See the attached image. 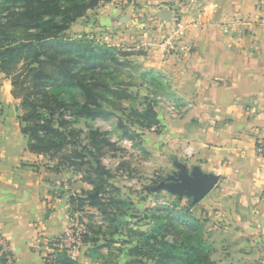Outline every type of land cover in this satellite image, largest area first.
<instances>
[{
  "label": "crops",
  "instance_id": "crops-1",
  "mask_svg": "<svg viewBox=\"0 0 264 264\" xmlns=\"http://www.w3.org/2000/svg\"><path fill=\"white\" fill-rule=\"evenodd\" d=\"M132 2L107 6L101 28L118 31L117 46L139 44L145 67L170 82L183 106L192 105L182 118L166 121L162 139L174 159L191 148L188 167L219 178L202 205L218 221L213 236L222 238L226 260L264 264V152L258 151L264 139V0ZM167 9L180 13L187 32L166 59L163 42L173 20L163 23L157 14ZM20 115L11 81L0 72V247L11 254L10 264H46L54 253L50 243L72 224L70 198L91 187L72 172L54 173L44 156L28 151ZM90 249L72 256L79 264H103Z\"/></svg>",
  "mask_w": 264,
  "mask_h": 264
},
{
  "label": "trees",
  "instance_id": "trees-1",
  "mask_svg": "<svg viewBox=\"0 0 264 264\" xmlns=\"http://www.w3.org/2000/svg\"><path fill=\"white\" fill-rule=\"evenodd\" d=\"M109 1L0 0V72L11 81L12 95L20 101L19 121L28 151L55 163L50 168L54 173L71 171L91 187L70 198L73 215L87 206L113 226L110 238L105 233L101 240L97 237L100 232L87 227L84 244H93L91 255L121 244L131 246L128 264H217L200 234L201 222L190 220L185 213L168 210L165 216H151L154 226L148 231L124 228L122 232L117 213L112 212L123 202L108 197L107 188L119 189L111 183L112 174L101 158L113 144L91 123L116 118L124 137L135 139L117 111L122 107L109 100L116 92L101 79L106 72L112 74L113 66V72L128 67L130 62L118 56L128 59L131 54H118L91 38L67 34L72 25ZM155 74L147 70L143 76ZM141 118L147 127L159 124L153 108ZM82 121L87 130L76 128ZM184 211L189 214L190 208ZM50 247L54 253L50 254L52 260L45 259L46 264H79L61 248L59 237ZM10 258L9 252L2 254L0 264H9Z\"/></svg>",
  "mask_w": 264,
  "mask_h": 264
},
{
  "label": "rangeland",
  "instance_id": "rangeland-1",
  "mask_svg": "<svg viewBox=\"0 0 264 264\" xmlns=\"http://www.w3.org/2000/svg\"><path fill=\"white\" fill-rule=\"evenodd\" d=\"M124 1L128 6L133 5L132 0H110L107 3H102L96 10L89 12L85 19L72 25L67 33L71 38L88 37L95 40L97 44L111 46L118 54L120 52L131 54L128 59L118 56L121 61L128 60L127 62H130L128 67L118 70L119 72H113L112 70L115 68L113 66L110 72L114 76L112 77L106 72L101 76V79L107 82L113 92H116L115 95L109 96V100L122 107L117 111L123 117L126 128L131 129V135L135 139L124 137V131L118 125L116 118H111L108 121L97 120L91 123L94 128L104 133L113 144L111 148L104 151L101 161L112 174L111 183L119 189V191H113V188H107L108 197L123 202L119 210L112 209L113 213H117L122 225L120 231L123 232L124 228L148 231L154 226L151 216H165V211L177 210L185 213L190 220L201 222L200 234L210 245L212 260L217 264H240L238 259L236 260L233 256L226 260V250L222 246V238L213 236L214 227L218 221L213 220L208 213L204 212L202 202L192 208L190 199L180 200L166 192H150L152 188L158 186L176 171L178 164V160L173 158L168 151L167 143H164V139H162L164 124L173 118L164 107L157 105L156 98L161 96L167 102H174L178 106L184 104L174 96L171 84L165 78L157 76L158 74L154 75L156 79L151 76L148 78L143 76L147 70L151 69L145 67L143 63L141 56L146 53L142 47H138L139 44L122 42L117 46L116 43L119 41L116 42L114 37L117 36L118 31L107 29V27L101 28L105 22L103 18L108 12L107 6L116 8L119 2L123 3ZM8 6L11 5L8 4ZM3 8L4 6H2ZM175 13L180 16L177 11ZM110 106L112 104H109ZM149 107L157 112L159 121V124L152 127H147L141 118V115ZM76 128L87 130L83 121ZM46 161L47 166L53 167L55 164L48 158ZM66 172L70 174L71 171L66 170ZM76 190H79L78 194L82 192L80 189ZM188 208H190L189 214L184 211ZM73 216V222L86 228L89 227V230L92 227L94 231L100 232L101 235L97 236L99 240L103 239L105 233L110 238V229L113 226L110 227V222L105 220L98 210L85 206L83 210ZM84 246L93 248L92 243ZM130 248V245L116 244L103 250L100 254L93 253L92 257L100 259L104 262L103 264H119L120 262L128 264L131 261V257L128 255ZM7 252L3 246L0 247V256ZM49 254H53V252L51 251ZM51 257L48 256L49 259H52Z\"/></svg>",
  "mask_w": 264,
  "mask_h": 264
},
{
  "label": "water",
  "instance_id": "water-1",
  "mask_svg": "<svg viewBox=\"0 0 264 264\" xmlns=\"http://www.w3.org/2000/svg\"><path fill=\"white\" fill-rule=\"evenodd\" d=\"M157 17L163 23H170L173 19V12L169 9L162 10ZM218 182L219 178L214 175H206L199 168H189L187 159L182 157L178 161L176 171L158 186L152 188L150 192H166L180 200L190 199L193 205H196L212 193Z\"/></svg>",
  "mask_w": 264,
  "mask_h": 264
},
{
  "label": "built area",
  "instance_id": "built-area-1",
  "mask_svg": "<svg viewBox=\"0 0 264 264\" xmlns=\"http://www.w3.org/2000/svg\"><path fill=\"white\" fill-rule=\"evenodd\" d=\"M173 18V25L169 30L167 38L163 42L166 59L172 55V49H174L175 44L180 41L187 32L186 24L179 18V16L176 15L175 12H173ZM143 47H145L146 49H151L154 47V44H145L143 45ZM156 100L158 101L157 105L164 107L173 119L182 118L192 107L191 104L187 106H178L174 102H167L161 96L157 97ZM258 151L260 154L264 152V139L260 140ZM193 154L194 150L191 148H187L185 150L184 157L186 159H190ZM86 230L87 228L85 226L72 221L71 226L59 237L61 248L67 250L71 255L80 253L85 245L84 235L86 233Z\"/></svg>",
  "mask_w": 264,
  "mask_h": 264
}]
</instances>
